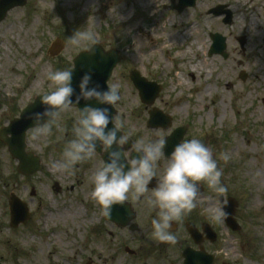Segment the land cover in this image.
Returning a JSON list of instances; mask_svg holds the SVG:
<instances>
[{"label":"rangeland","instance_id":"rangeland-1","mask_svg":"<svg viewBox=\"0 0 264 264\" xmlns=\"http://www.w3.org/2000/svg\"><path fill=\"white\" fill-rule=\"evenodd\" d=\"M133 1L27 0L24 6L10 9L0 21V127L17 117L34 95L51 90L47 80L50 70L71 67L72 58L89 47L85 44L77 48L69 43L74 31L84 27L94 30L105 50L114 47L121 56L107 82L119 84L114 124L123 121L121 131L131 133L134 141L142 136L164 138L174 127L185 125L183 140L197 137L217 157L221 182L227 189L222 198L236 200L234 216L240 230L232 231L224 220L217 223L208 218L206 210L213 203L208 197L214 194L203 181L200 183L205 190L199 205L185 217L196 224L209 223L217 232L215 242L204 244L206 251L215 255V264H264V0L247 4L242 0H220L232 9L233 22L226 26L219 18L204 13L213 0L199 1L194 9L180 12L173 7L177 0H154L150 6L153 13L136 9ZM164 4L168 7L163 8ZM249 15L253 26L248 24ZM190 23L197 31L195 35L208 40V47L198 41L189 50L192 39L186 35L182 45L174 41L169 51L146 53L151 32L166 37L178 24L181 27ZM214 30L228 36L226 59L206 54L208 33ZM242 35L250 43L244 55L236 41ZM56 38L63 39L65 45L60 54L50 57L46 51ZM154 42H159L157 37ZM196 46L204 47L205 53L195 52ZM252 50L258 51L259 58L250 55ZM175 51L181 54L174 56ZM239 60L250 62L247 68L252 75L244 82L238 78ZM160 61L166 66L161 68ZM190 65L195 66L194 71ZM131 69L162 85L153 105L172 117L167 130L146 127L150 107L140 102L128 77ZM178 74L186 85L176 83ZM72 117L73 109L64 114L66 129ZM29 133L30 129L26 133L28 149L35 151L44 165L31 176L16 171V161L0 141V263L181 264V251L188 243L162 250L165 245L145 240L148 236L155 241L150 227L155 213H149L131 196L137 213L135 221L141 224L139 232L119 228L103 218L90 198V176L100 164L95 155L78 164L74 175L60 173L50 168L49 162L59 158L64 135L69 133L54 129L46 146L32 142ZM225 150L231 155L226 163L218 159L219 152ZM160 164L162 168L163 159ZM55 181L62 187L58 192L52 187ZM10 193L23 199L31 212L28 222L17 228H11L8 222ZM75 211L80 218H71ZM177 235L189 240L182 229ZM126 246L138 254L129 256L124 251Z\"/></svg>","mask_w":264,"mask_h":264},{"label":"clouds","instance_id":"clouds-1","mask_svg":"<svg viewBox=\"0 0 264 264\" xmlns=\"http://www.w3.org/2000/svg\"><path fill=\"white\" fill-rule=\"evenodd\" d=\"M68 41L77 48L89 45L86 52L94 55L92 45L97 43V33L87 27L80 28ZM73 69L60 68L47 73L51 90L40 96L42 111L30 117L33 123L29 138L41 146H46L54 129L69 133L59 158L49 162L50 168L74 175L78 164L90 160L96 153L101 157L106 154L90 176V198L98 205L100 214L107 217L113 204L124 203L131 196L149 213H155L150 219L151 233L160 242L176 243L172 222H182L198 207L201 181L214 194L208 197L213 203L206 215L222 223L227 216L222 198L227 189L221 182L222 169L212 148L192 137L178 142L165 157V140L159 136H142L133 142L131 133L121 131L123 121L114 124V115L109 113V106L112 108L120 100L119 84H106L105 88L94 85L89 70L80 76L74 87ZM82 100L85 103L78 107ZM70 109H74V118L66 129L64 114ZM129 141L130 145L125 148ZM230 158L228 151L219 152V160L226 163ZM153 178L155 185L149 187Z\"/></svg>","mask_w":264,"mask_h":264},{"label":"water","instance_id":"water-1","mask_svg":"<svg viewBox=\"0 0 264 264\" xmlns=\"http://www.w3.org/2000/svg\"><path fill=\"white\" fill-rule=\"evenodd\" d=\"M25 1L26 0H0V20L4 18L6 12L9 9L15 6H22L25 4ZM192 4L193 0H179L176 8L180 11L185 6ZM221 12L215 11L217 14H220ZM61 48L62 42L57 39L52 43L48 53L50 56H54L59 53ZM223 48V39L217 37L214 39L211 53L222 52ZM92 50L94 55H89L86 50H84L73 59L74 69L72 83L74 87L76 86L80 76L84 72L91 70L92 84L99 85L101 88H105L106 82L109 79L113 68L119 61L117 52L114 50L104 51L98 44H94L92 46ZM130 78L134 85L138 88L142 101L147 104H151L159 88L153 83L146 82L145 79L140 77L136 71H131ZM84 103L85 101L82 100L78 107H82ZM89 103L92 104V106H96L94 102ZM40 111H42V106L40 104L39 96L33 103L28 104L25 109L22 110L19 118L11 121L8 127H3L0 129V140L8 146V150L12 157L18 159L19 164L17 169L22 174L30 175L39 169L37 158L31 153L25 152L24 140L26 130L31 128L33 123V120L30 118L31 115ZM109 113L110 116L114 113V110L110 106ZM149 116L150 118L147 122V126L150 128H156L158 126L167 128L170 125V118L163 115L160 111L158 112L155 109H152L149 112ZM111 126L112 125L109 124V127ZM184 133L185 128L179 127L165 138L164 151L166 156L170 154L174 145L180 142ZM8 134H10V136H8ZM117 135H119V133ZM129 145L130 142L129 144L125 145V148H127ZM152 184L153 182L150 181L149 185L151 186ZM55 186L56 189H58L57 185ZM9 205L10 225L12 227H16L19 223H25L29 219V213L26 204L19 200L14 194L10 195ZM235 205L236 202L232 198H228V202L224 207V211L227 213V216L224 220L226 224L233 230H237L239 228L233 217ZM133 215L134 214L131 212L129 205L126 206L122 203H117L112 205L110 215L107 217L121 225H125L130 219L133 218ZM189 231L194 240L200 244L201 239H198L196 230L192 227ZM204 231L207 233L211 241L215 239L214 232L208 227H204ZM183 257L184 264H213V256L207 255L201 246L199 251H191L189 248L185 249L183 251Z\"/></svg>","mask_w":264,"mask_h":264},{"label":"bare ground","instance_id":"bare-ground-1","mask_svg":"<svg viewBox=\"0 0 264 264\" xmlns=\"http://www.w3.org/2000/svg\"><path fill=\"white\" fill-rule=\"evenodd\" d=\"M249 2H251L250 0H242L243 4H247ZM154 3V0H134L133 1V7H135L136 9H139L143 12H146L148 10L152 11V13L154 12V9L151 8L150 6ZM249 19H248V24L249 26H253L252 25V18L250 17V15L248 16ZM172 19H173V16H171L169 19H168V22L171 23L172 22ZM254 24V22H253ZM177 29H175V31L169 33L166 37H161V36H158V34L156 32H151L149 35V38L151 39L150 40V44L146 47V50L148 54H151V55H154V53H156L158 50H167L169 51L170 49H172V45H173V42L174 41H177L179 40V45H182V42L184 41L185 39V36L188 35L189 38L192 39V42H191V45L188 46V49L191 50L192 48V45H194L196 42L200 41L203 43L205 42V46L204 47H208L207 46V41L205 39H203L200 35L197 36L195 35L194 32H197L195 28H192L193 25H185V26H179V24L177 25ZM194 29V30H193ZM158 38V43L157 42H154V38ZM201 48V46H196L194 48V51H198L200 53H205V48ZM187 48V46H186ZM187 49V50H188ZM192 51V50H191ZM207 53V51H206ZM180 51H175L174 52V56L176 55H180ZM135 57V55L133 56V58ZM161 63V61H160ZM200 63L199 65H201V63L203 62H198ZM161 68H163L164 66H166L165 64H162L161 63ZM198 65V64H196ZM195 66H191L190 65V68H193V71L195 70L194 68ZM218 75V74H216ZM177 77V81L176 83L180 86H183V85H186L184 84L185 82L181 79V77L178 75H176ZM83 211V210H82ZM75 218H80V216L77 214V212L75 211L73 216L71 218L74 219ZM92 220V219H91Z\"/></svg>","mask_w":264,"mask_h":264},{"label":"flooded vegetation","instance_id":"flooded-vegetation-1","mask_svg":"<svg viewBox=\"0 0 264 264\" xmlns=\"http://www.w3.org/2000/svg\"><path fill=\"white\" fill-rule=\"evenodd\" d=\"M202 2V3H206L207 2V0H195V4H194V6H192V7H195V5H197V3L198 2ZM221 3H225V4H227L226 2H222V1H220V0H213V2L211 3L210 1H209V3L207 4V8L205 9V10H208V9H210L211 7H213V6H216L217 4H221ZM262 12H263V17H264V9L262 10ZM206 15H209L207 12H206ZM215 17H218L219 19H220V17L219 16H215ZM260 19H261V16L259 15L258 16ZM258 18V19H259ZM221 22V21H220ZM232 23V22H231ZM230 23V24H231ZM223 24V23H222ZM213 32H220V31H218V30H214ZM224 35V34H223ZM225 36V42H226V49H227V43H228V41H227V36L226 35H224ZM208 37L209 38H211V32L210 33H208ZM263 43H264V38H263ZM250 43L248 42V40L245 38V44H244V46L243 47H240V50H241V54L242 55H244L245 54V50H246V45L248 46ZM261 46L258 48V51H261ZM258 51H253L252 50V52L250 53V55L251 56H254V57H258L259 58V54L257 53ZM226 53H227V50H226ZM227 56H228V54H227ZM227 56H226V58H227ZM225 58V59H226ZM237 65L238 66H244V67H249L250 66V62H249V60H239L238 62H237ZM248 70H249V68H247ZM251 73H249L248 75H250ZM96 155V157H99V155H98V153H96L95 154ZM99 159H100V157H99ZM188 219H184L181 223H179V225L178 224H176L175 225V228L173 229V231H174V233L176 234V236H177V241H176V243L175 244H169V243H165V242H160V241H157V240H155V241H151V242H154L156 245H159V246H161L162 244L163 245H165V246H163V249L162 250H164V249H166L167 247H172V246H175V245H180V247H182V244L184 243V245L186 244V243H188V244H186V245H190V246H192V247H196L194 244H193V242L190 240V238H189V240L188 239H181V236L182 235H180V236H178L177 235V232L179 231V229H182L184 232H185V234L187 233L186 232V230H185V228H184V222L186 223V221H187ZM188 223H191V224H193L198 230H200V227H201V223L200 224H196L194 221H191V220H188L187 221ZM199 225V226H198ZM187 236H188V234H186ZM182 240V241H181ZM186 242V243H185ZM207 241L206 240H204V242H203V244H205Z\"/></svg>","mask_w":264,"mask_h":264}]
</instances>
